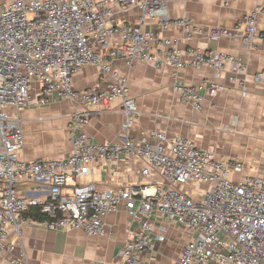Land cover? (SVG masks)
Segmentation results:
<instances>
[{"label": "built area", "instance_id": "1", "mask_svg": "<svg viewBox=\"0 0 264 264\" xmlns=\"http://www.w3.org/2000/svg\"><path fill=\"white\" fill-rule=\"evenodd\" d=\"M221 1L228 6L236 0ZM128 10L139 13L137 25L118 22L117 14ZM259 11L256 8L243 19L246 45L258 38L264 47V34L256 28ZM154 21L163 30L180 28L186 39L198 35L217 41L239 33L238 27L203 29L187 18L171 20L161 0H8L0 5V254L15 249L7 242L9 227L17 237L24 226L102 236L104 216L123 205L131 221L141 222L140 232L120 252L123 264H147L142 255L163 242L162 236H151L148 217L154 212L192 233L180 264H264V172L245 176L241 164L217 159L186 137H168L158 130L144 131L136 140L128 136L138 111L127 77L113 68L116 59L128 66L137 61L169 66L174 79L187 65L211 68L216 75L230 67L231 82L246 72L240 58L213 51L188 48L186 62L177 38L142 30ZM88 65L105 76L103 90L73 89L72 76ZM255 79L263 80L264 71ZM34 85L40 89L32 97ZM238 86L245 96L243 82ZM175 90L183 102L200 110L203 92L215 96L225 87L177 83ZM53 98L85 108L71 117V152L64 159L26 161L21 157L20 112L45 106ZM117 99L124 115L121 137L95 143L84 130L87 110L98 104L110 110ZM133 159L143 163L142 176L159 180L115 190L76 182L93 165ZM20 182L34 184V194H18ZM31 208H38L42 219L24 217ZM23 257L5 258L1 264H26Z\"/></svg>", "mask_w": 264, "mask_h": 264}, {"label": "crops", "instance_id": "2", "mask_svg": "<svg viewBox=\"0 0 264 264\" xmlns=\"http://www.w3.org/2000/svg\"><path fill=\"white\" fill-rule=\"evenodd\" d=\"M8 0H0V5ZM166 3L171 20L187 18L203 29L238 27L237 36L217 41L202 36L186 39L178 27L163 30L157 21L147 22L143 31L159 37L177 38L183 59L190 61L188 48L202 52L213 51L240 58L246 65L243 76L229 81L230 67L216 73L208 67L187 65L173 78L169 66L157 68L153 64L137 61L128 66L123 59H116L113 68L127 77L129 96L138 111L137 120L129 131V138L136 140L144 131L158 130L168 137L182 136L192 140L199 148L212 151L217 159L241 164L245 176L256 177L264 172V79L255 75L264 71V47L258 38L250 44L242 41L245 25L243 19L259 8L256 28L264 34V0H236L228 6L221 0H161ZM139 13L128 10L117 14L119 23L138 24ZM114 43L118 40L114 39ZM243 82L242 90L238 82ZM75 91L88 88L103 90L106 78L97 67L88 65L71 78ZM193 86L201 83L220 84L225 90L215 96L203 92L202 107L195 110L183 102L175 85ZM37 85L31 96L38 94ZM85 108L77 102L53 98L45 106L24 108L20 112L23 130L21 157L26 161L40 158L64 159L71 152V117ZM89 122L85 132L95 143L117 140L121 137L124 115L120 100L105 110L102 104L87 110ZM141 160L113 162L109 166L93 165L88 175L76 180L79 184H93L99 190H115L138 184H155L157 176H142ZM36 186L20 182L16 192L32 196ZM151 236H162L152 251L142 255L147 264H180L182 248L190 241L192 233L154 212L148 217ZM105 233L102 236L86 234L80 230H46L38 226H24L17 237L8 228L7 242L15 249L8 255L0 254V264L5 258H25L26 264H123L120 252L127 240L141 230L140 221H131L123 205L103 218Z\"/></svg>", "mask_w": 264, "mask_h": 264}, {"label": "trees", "instance_id": "3", "mask_svg": "<svg viewBox=\"0 0 264 264\" xmlns=\"http://www.w3.org/2000/svg\"><path fill=\"white\" fill-rule=\"evenodd\" d=\"M24 217H34L36 219H42V214L38 208H31L25 214Z\"/></svg>", "mask_w": 264, "mask_h": 264}, {"label": "rangeland", "instance_id": "4", "mask_svg": "<svg viewBox=\"0 0 264 264\" xmlns=\"http://www.w3.org/2000/svg\"><path fill=\"white\" fill-rule=\"evenodd\" d=\"M198 190H200V191H203V189L202 188H197Z\"/></svg>", "mask_w": 264, "mask_h": 264}]
</instances>
